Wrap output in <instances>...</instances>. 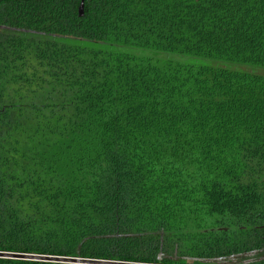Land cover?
<instances>
[{
    "label": "trees",
    "instance_id": "obj_1",
    "mask_svg": "<svg viewBox=\"0 0 264 264\" xmlns=\"http://www.w3.org/2000/svg\"><path fill=\"white\" fill-rule=\"evenodd\" d=\"M83 2L0 0V252L264 264V0Z\"/></svg>",
    "mask_w": 264,
    "mask_h": 264
},
{
    "label": "water",
    "instance_id": "obj_2",
    "mask_svg": "<svg viewBox=\"0 0 264 264\" xmlns=\"http://www.w3.org/2000/svg\"><path fill=\"white\" fill-rule=\"evenodd\" d=\"M83 0H80L78 8V15L83 16ZM0 259H11V260H22V261H33V262H46V263H57V264H137L127 262H112L104 260H91V259H79V258H62L55 256H41V255H29V254H15L0 252Z\"/></svg>",
    "mask_w": 264,
    "mask_h": 264
}]
</instances>
